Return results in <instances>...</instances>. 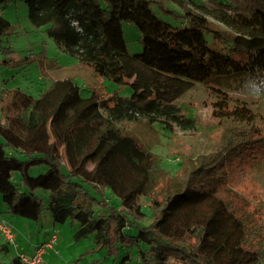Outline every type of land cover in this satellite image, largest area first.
Listing matches in <instances>:
<instances>
[{
	"label": "trees",
	"instance_id": "trees-1",
	"mask_svg": "<svg viewBox=\"0 0 264 264\" xmlns=\"http://www.w3.org/2000/svg\"><path fill=\"white\" fill-rule=\"evenodd\" d=\"M6 1L0 0V5ZM28 2L34 26H47L49 37L96 74L132 89L127 96L92 94L94 101L80 114L70 104L64 108L65 116L73 117L64 130L68 154L84 160L102 145L117 148L141 179L114 198L105 181L71 171L58 143L29 139L46 128L45 117L38 99L14 88L0 96V197L6 212L38 221L47 211L53 223L70 220L76 224L73 239L91 236L106 256L116 257L124 246L143 243L146 247L138 250L141 264H166L171 256L190 264L264 262V202L244 209L225 184L232 161L246 156L254 161L257 148L264 147V136L253 121L234 118L245 119L246 107L233 110V117L219 118L214 150L198 155L194 164L182 161L171 176L174 187L151 194L146 193L148 183L162 170L155 155L122 129L125 121L140 117L159 120L165 128L195 129V118L183 115L176 103L195 83L212 76H264V0L197 5L199 11L184 12L189 25L184 28L159 18L151 8L155 0ZM123 22L140 32L142 52L128 51ZM10 26L0 15V37ZM205 32L226 44L227 51L210 48ZM71 82L58 80L50 88ZM33 166H43L44 171L33 176ZM13 172L26 192L12 182ZM38 189L46 192L45 200ZM141 195L147 198L145 204L138 201ZM7 247L0 242V251ZM11 262L25 264L19 254Z\"/></svg>",
	"mask_w": 264,
	"mask_h": 264
},
{
	"label": "rangeland",
	"instance_id": "rangeland-1",
	"mask_svg": "<svg viewBox=\"0 0 264 264\" xmlns=\"http://www.w3.org/2000/svg\"><path fill=\"white\" fill-rule=\"evenodd\" d=\"M234 2L155 0L151 8L159 18L172 26L184 28L189 26L184 17L186 10L199 11L197 5L212 3L233 6ZM0 15L11 23L7 33L0 37V96L10 89L19 88L39 100L38 107L45 117L46 128L29 139L55 141L61 150L63 162L71 171L92 181L103 180L114 198L123 196L139 183L141 175L130 169L117 148L108 145H102L95 155L87 159L71 158L67 152L64 130L73 117L65 116L64 108L70 104L75 107L73 110H76V114H80L94 101L92 94L100 98L113 93L127 96L132 92L131 87L99 76L91 66L65 51L49 37L47 26H34L29 18L28 0H7L0 5ZM218 26L227 29L223 24ZM122 30L128 51L131 54L142 52L143 44L136 26L123 22ZM204 36L210 48L227 51L228 46L216 39L213 33L205 32ZM64 79H71V84H62L51 90L52 83ZM257 83L264 85V76L258 79L212 76L206 82L195 83L176 99L182 114L195 118V129L185 130L178 126L165 128L159 120L149 122L145 117L125 121L122 129L155 155L157 166L162 170L155 181L148 183L146 193L159 192L162 188L171 189L175 185L171 176L180 169L182 161L194 164L198 155L214 150L220 134L219 118L231 114L233 110L246 107L249 114L245 119L234 118L253 121L260 129V135L264 136V97L251 94ZM246 158L232 161L227 166L225 184L237 204L252 210L258 202H264V147L257 148L254 161ZM43 168L33 166L30 173L36 176L44 171ZM11 180L21 191H27L17 172H13ZM36 193L43 200L46 199L44 190L38 189ZM138 201L145 204L147 198L141 195ZM0 220L11 224L15 235V245L8 243V249L0 251V264H14L11 259L19 254V250L31 256V252L48 242L52 234H56V242L51 247H45L40 264H141L138 250L146 247L143 243H132L124 246L116 257L106 256L104 249L95 248L91 236L75 241L72 234L76 224L70 220L53 223L47 211L38 221L10 214L6 212L1 197ZM130 233L134 235L136 232L132 230ZM166 264L190 263L171 256Z\"/></svg>",
	"mask_w": 264,
	"mask_h": 264
},
{
	"label": "built area",
	"instance_id": "built-area-1",
	"mask_svg": "<svg viewBox=\"0 0 264 264\" xmlns=\"http://www.w3.org/2000/svg\"><path fill=\"white\" fill-rule=\"evenodd\" d=\"M0 233L9 242L15 245V235L10 224L0 220ZM56 234H53L51 239L44 245L37 247L31 256H26L22 253L19 254L21 260L25 264H40L42 255L44 254L45 247H51L56 242Z\"/></svg>",
	"mask_w": 264,
	"mask_h": 264
},
{
	"label": "clouds",
	"instance_id": "clouds-1",
	"mask_svg": "<svg viewBox=\"0 0 264 264\" xmlns=\"http://www.w3.org/2000/svg\"><path fill=\"white\" fill-rule=\"evenodd\" d=\"M251 94L254 96H260V97H264V85H261L259 83L255 84Z\"/></svg>",
	"mask_w": 264,
	"mask_h": 264
},
{
	"label": "crops",
	"instance_id": "crops-1",
	"mask_svg": "<svg viewBox=\"0 0 264 264\" xmlns=\"http://www.w3.org/2000/svg\"><path fill=\"white\" fill-rule=\"evenodd\" d=\"M53 222V221H52ZM11 225V224H10ZM12 226V225H11ZM13 228V227H12ZM53 235V234H52ZM0 240H2L3 242H6L7 244H8V242L4 239V237L2 236V234L0 233ZM8 249V247L6 248V250ZM32 251H33V249H32ZM34 252V251H33ZM33 252H31V253H33ZM20 253H22V254H24L25 255V253L23 252V251H21V250H19V254Z\"/></svg>",
	"mask_w": 264,
	"mask_h": 264
}]
</instances>
